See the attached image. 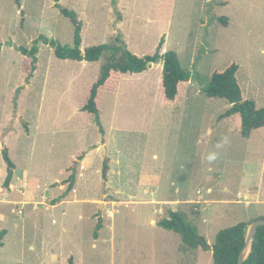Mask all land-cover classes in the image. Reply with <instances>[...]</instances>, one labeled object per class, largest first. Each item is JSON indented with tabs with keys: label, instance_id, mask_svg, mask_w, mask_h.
Here are the masks:
<instances>
[{
	"label": "rangeland",
	"instance_id": "1",
	"mask_svg": "<svg viewBox=\"0 0 264 264\" xmlns=\"http://www.w3.org/2000/svg\"><path fill=\"white\" fill-rule=\"evenodd\" d=\"M60 3L83 21V48L120 34L152 55L164 37L162 53L176 51L191 80L171 101L162 63L122 74L98 97L102 130L82 107L107 56H56L40 37L72 44L75 26L55 0H0V264H215L211 248L185 246L159 221L182 212L212 245L221 229L264 218V127L243 137L239 114L219 119L229 101L204 90L237 62L245 97L264 106V0ZM34 45L32 72L18 48Z\"/></svg>",
	"mask_w": 264,
	"mask_h": 264
},
{
	"label": "trees",
	"instance_id": "2",
	"mask_svg": "<svg viewBox=\"0 0 264 264\" xmlns=\"http://www.w3.org/2000/svg\"><path fill=\"white\" fill-rule=\"evenodd\" d=\"M55 3L61 12L73 21L75 26L72 44H63L54 39L44 36L40 37L47 44L54 47L56 56L62 59L77 61H98L104 55L107 56V61L102 66L99 77L91 86L88 101L82 107L83 111L96 114L97 122L102 130L104 129L100 117V108L98 106L100 99L98 97L100 98L106 89L115 91L122 74L128 72L141 73L146 71L152 63H162L163 69L160 87L165 98L171 101L177 99L182 83L191 80V73L182 66L176 51L169 50L162 53L165 43L164 37L160 41L156 53L152 55L139 56L132 52L120 34L117 35L114 43H103L83 48V21L75 10L63 7L60 0H55ZM38 42V39L35 40L36 44ZM18 49L24 54H30L33 57L32 72L35 71L38 62V46L34 45L31 49L20 46ZM1 51L2 45H0V53ZM239 68V63L231 62L225 69L213 72L204 90L209 97L223 98L229 101L231 104L230 108L221 114L219 119L239 114L241 134L243 137L249 138L253 130L264 127V106L258 107L254 100L245 97L237 76ZM3 154L8 166L5 186L9 187L13 180L16 165L9 154L8 148L3 149ZM103 169V176L107 178L110 169L108 161H105ZM70 183L69 189L72 188L74 180L72 179ZM248 223L243 221L234 226L221 229L216 236L215 242L209 245L205 237L200 235L197 227L188 222L185 214L182 212L170 210L169 217L162 218L159 221L162 227L179 233L185 246L191 248L198 246H202L204 249L211 248L215 264H238L240 252L245 244V229ZM100 228L101 223L99 222L98 230ZM6 233V230H2L0 239ZM97 235L98 233L96 232ZM2 244L1 242L0 246ZM68 264H75L73 257L69 259ZM244 264H264V225L258 228L253 247Z\"/></svg>",
	"mask_w": 264,
	"mask_h": 264
},
{
	"label": "water",
	"instance_id": "3",
	"mask_svg": "<svg viewBox=\"0 0 264 264\" xmlns=\"http://www.w3.org/2000/svg\"><path fill=\"white\" fill-rule=\"evenodd\" d=\"M264 225V218L254 219L249 222L245 229V244L240 252L238 264H244L248 257L256 237L257 230L260 226Z\"/></svg>",
	"mask_w": 264,
	"mask_h": 264
},
{
	"label": "crops",
	"instance_id": "4",
	"mask_svg": "<svg viewBox=\"0 0 264 264\" xmlns=\"http://www.w3.org/2000/svg\"><path fill=\"white\" fill-rule=\"evenodd\" d=\"M153 65H154V63H153ZM161 68L163 69V65H161ZM160 82H161V80H160ZM161 84V83H160Z\"/></svg>",
	"mask_w": 264,
	"mask_h": 264
}]
</instances>
